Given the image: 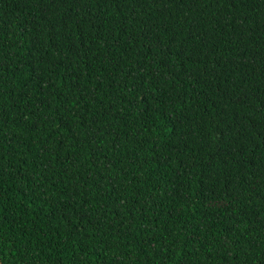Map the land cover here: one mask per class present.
Listing matches in <instances>:
<instances>
[{
	"label": "trees",
	"instance_id": "1",
	"mask_svg": "<svg viewBox=\"0 0 264 264\" xmlns=\"http://www.w3.org/2000/svg\"><path fill=\"white\" fill-rule=\"evenodd\" d=\"M0 260L264 264V0H0Z\"/></svg>",
	"mask_w": 264,
	"mask_h": 264
},
{
	"label": "bare ground",
	"instance_id": "2",
	"mask_svg": "<svg viewBox=\"0 0 264 264\" xmlns=\"http://www.w3.org/2000/svg\"><path fill=\"white\" fill-rule=\"evenodd\" d=\"M156 130V129H155ZM158 132V131H157ZM153 139V138H152ZM161 139V138H160ZM172 139V138H171ZM164 141V140H163ZM166 141V140H165ZM154 142V141H153ZM168 142V141H167ZM142 144V143H141ZM152 144V143H151ZM150 144V145H151ZM169 144V143H168ZM139 145H140V143H139ZM143 145V144H142ZM174 148V147H173ZM149 150V149H148ZM150 151V150H149ZM162 151V150H161ZM142 152V151H141ZM146 153H148V152H146ZM143 154V153H142ZM172 154V153H171ZM154 156V155H153ZM155 159H156V157H155ZM223 184V183H222ZM216 209V208H215Z\"/></svg>",
	"mask_w": 264,
	"mask_h": 264
},
{
	"label": "water",
	"instance_id": "3",
	"mask_svg": "<svg viewBox=\"0 0 264 264\" xmlns=\"http://www.w3.org/2000/svg\"><path fill=\"white\" fill-rule=\"evenodd\" d=\"M0 264H2L1 260H0Z\"/></svg>",
	"mask_w": 264,
	"mask_h": 264
}]
</instances>
